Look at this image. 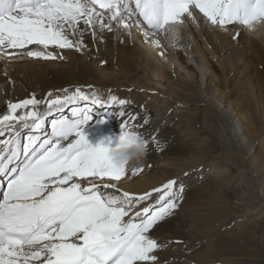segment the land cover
<instances>
[{"label": "snow or ice", "instance_id": "1", "mask_svg": "<svg viewBox=\"0 0 264 264\" xmlns=\"http://www.w3.org/2000/svg\"><path fill=\"white\" fill-rule=\"evenodd\" d=\"M194 10L225 32L264 20V0H0V60L62 59L59 50L81 51L83 35L95 37L97 28L131 36L133 25H146L145 36L164 35L185 17L195 22ZM127 103L111 93L105 101L92 86L9 102L0 116V131L12 133L0 146V264H156L152 229L175 214L183 186L170 180L143 195L115 194V184L96 178L119 181L127 170L111 163L112 149L93 147L82 131L104 109L122 118L120 143L135 136L159 149L155 135L135 130L149 119L135 123ZM153 192L160 195L146 203Z\"/></svg>", "mask_w": 264, "mask_h": 264}, {"label": "bare ground", "instance_id": "2", "mask_svg": "<svg viewBox=\"0 0 264 264\" xmlns=\"http://www.w3.org/2000/svg\"><path fill=\"white\" fill-rule=\"evenodd\" d=\"M194 14L195 22L185 17V22L180 24L183 39L176 48L169 47L163 34L145 36L143 29L146 25L139 26L141 33L136 30L138 26L133 25L131 36L123 29L115 32L104 29L101 32L97 28L95 37L91 32H86L82 37L86 48L81 51L59 50L63 53L62 59L25 57L0 60V116L7 112L9 102H19L32 95L47 100L62 96L64 89L72 90L80 86L87 91L92 86L105 101L109 93L127 101L128 112L138 117L135 123H142L145 117L149 119L148 124L135 130L155 135L159 142L168 135H175L170 147L164 149L167 154L171 151L179 153L176 158L170 159L168 168L162 166L155 174L145 178L136 172L127 181V185L121 184L110 189L117 195L126 191L130 195L139 196L162 187L170 180H175L178 187L183 185L185 179L196 180L187 184L183 190V200L175 214L152 229L151 234L159 245L154 253L156 262L184 259L189 264H199L193 253L200 243L196 231L201 226L188 216L187 210L204 202L210 190L205 189L203 183H197L207 166L199 164L195 157L200 156V153L194 154V150L190 151L188 146L192 142L195 145L201 140L206 142L201 139L199 132V136L191 133L197 132L196 118L183 112L175 113L174 121L181 127L172 124L155 129L153 121L145 114L148 101L154 94L160 95L161 92L167 95L171 103H189L196 110L217 113L228 121L238 147L246 154L248 170L244 174L256 178V188L261 193L258 206L249 209L250 216L255 217L264 211V155L258 161L253 159L256 154L255 145H264L260 143L264 142V73L255 70L257 63L254 61V58L264 55V27L258 32H250L245 26L234 24L225 32L211 26L198 10H194ZM134 19L136 17L130 18L128 22ZM157 40L160 41V47L156 45ZM51 51L58 50L53 48ZM49 93L52 97H49ZM129 106L138 108L140 112L131 111ZM116 110H119L118 106ZM67 112L65 114L70 115V108ZM101 113L105 117L100 116L96 125L98 130L110 137L122 136V118L98 109L97 114ZM0 135L1 142L12 133L5 129L0 131ZM149 142L150 146L157 148L154 141ZM161 159L160 155H153L149 163L155 166ZM96 181L114 184L106 177L103 180L96 178ZM159 195L153 192L152 200L146 203L154 202ZM139 206L138 211L145 203ZM171 226L175 227L174 237L168 243L161 244L160 235ZM246 235L249 241L254 237L253 233ZM241 236L239 234L237 237L238 242ZM236 245L235 242L234 245H227L231 251L229 257H234L221 264H244L237 258L246 256L249 249L255 252L258 250L255 244L245 249Z\"/></svg>", "mask_w": 264, "mask_h": 264}, {"label": "rangeland", "instance_id": "3", "mask_svg": "<svg viewBox=\"0 0 264 264\" xmlns=\"http://www.w3.org/2000/svg\"><path fill=\"white\" fill-rule=\"evenodd\" d=\"M136 30L140 32L141 28L139 29L138 26ZM254 61L257 65L255 66V63L251 65L255 66V70L264 73V55L254 58ZM252 69L254 70V68ZM200 72L203 73L201 70ZM168 101L167 95H163L161 92L160 95L154 94L150 97L145 114L153 121V127L158 130L166 125H177L178 122L174 121V114L183 112L189 117L196 118L197 132L191 133L197 135L199 132L201 139L206 140V142L201 140L197 145L193 142L188 143L190 151L194 150V154L200 153V156L195 157L199 164L203 163L207 166L197 183L201 185L203 183V187L210 190L208 192L209 197L204 202L187 210L188 216L196 221L197 225L201 226L196 231V238L200 243L193 253L194 259L199 264H221L224 260L234 257H229L231 251L227 248V245H234L235 242L238 248L245 249L249 245L255 244V249H258L257 252L249 249L246 256L239 257L237 260L244 264H264V211L255 217L250 216L249 213V209L258 206L261 193L256 188V178L253 175L244 174V171L248 170L246 154L238 147L232 127L226 119L220 117L217 113H206L201 109L196 110L189 103L183 105V102L178 104ZM70 107L66 106L65 110L69 111ZM129 109L140 112L136 107L129 106ZM67 111L65 113H68ZM102 115L105 117L104 113ZM51 118L53 117L48 119ZM93 119L92 123L99 120L95 117ZM178 126L181 127L180 124ZM174 136L173 134V136L168 135L166 138H160L161 146L159 149L150 146L149 142V154L143 163L139 166H133L135 169L130 167L121 180L110 181L116 186L127 185V181L133 178L134 171L138 168H144L138 173L143 178L155 174L162 166L168 168L170 159L176 158L179 154L176 151H171L170 154L164 151V149L170 147L169 144L174 140ZM0 137L2 136L0 135ZM120 137L117 135L110 137L102 130H97L90 144L93 147L104 146L114 149L118 145ZM255 148L256 154L253 159L258 161L264 155V145L259 146V144H256ZM153 155L162 157L161 161L155 166L149 163ZM183 182V189H186L187 184L196 182V180L185 179ZM84 183H87V181ZM138 208H140L139 205L135 206L134 211H138ZM174 229L175 227L171 226L163 232L160 235L159 242L161 244L168 243L169 239L174 237ZM247 233H253V242L248 240ZM239 234L242 236L238 242L237 237ZM156 264L189 263L184 259H174L168 262H156Z\"/></svg>", "mask_w": 264, "mask_h": 264}, {"label": "clouds", "instance_id": "4", "mask_svg": "<svg viewBox=\"0 0 264 264\" xmlns=\"http://www.w3.org/2000/svg\"><path fill=\"white\" fill-rule=\"evenodd\" d=\"M261 27H264V20L246 26L250 32H258ZM163 39L169 47H179L183 39L182 25H169ZM148 154V144L142 138L130 136L110 151L109 159L115 167L128 170L130 167L141 165Z\"/></svg>", "mask_w": 264, "mask_h": 264}]
</instances>
